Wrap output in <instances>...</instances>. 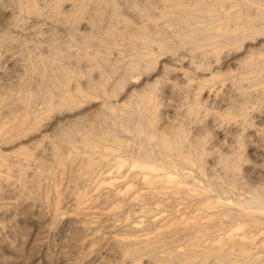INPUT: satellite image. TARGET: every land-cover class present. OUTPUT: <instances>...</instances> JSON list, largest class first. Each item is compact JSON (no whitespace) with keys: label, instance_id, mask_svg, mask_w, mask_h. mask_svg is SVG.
<instances>
[{"label":"rangeland","instance_id":"obj_1","mask_svg":"<svg viewBox=\"0 0 264 264\" xmlns=\"http://www.w3.org/2000/svg\"><path fill=\"white\" fill-rule=\"evenodd\" d=\"M0 264H264V0H0Z\"/></svg>","mask_w":264,"mask_h":264}]
</instances>
